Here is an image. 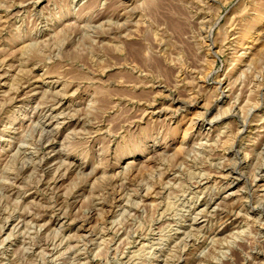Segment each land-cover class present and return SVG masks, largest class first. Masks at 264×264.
Segmentation results:
<instances>
[{
    "label": "rangeland",
    "instance_id": "obj_1",
    "mask_svg": "<svg viewBox=\"0 0 264 264\" xmlns=\"http://www.w3.org/2000/svg\"><path fill=\"white\" fill-rule=\"evenodd\" d=\"M0 264H264V0H0Z\"/></svg>",
    "mask_w": 264,
    "mask_h": 264
},
{
    "label": "bare ground",
    "instance_id": "obj_2",
    "mask_svg": "<svg viewBox=\"0 0 264 264\" xmlns=\"http://www.w3.org/2000/svg\"><path fill=\"white\" fill-rule=\"evenodd\" d=\"M29 3V2H28ZM172 116V115H171ZM47 122V121H46ZM38 136V135H37ZM202 144V143H201ZM35 148V147H34ZM21 152V151H20ZM25 154V153H24ZM27 161V160H26ZM29 161V160H28ZM23 166V165H22ZM257 204V203H256Z\"/></svg>",
    "mask_w": 264,
    "mask_h": 264
}]
</instances>
